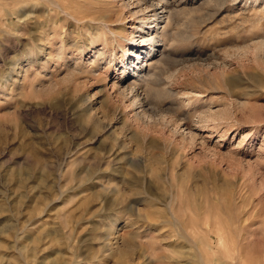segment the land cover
Instances as JSON below:
<instances>
[{
	"label": "rangeland",
	"instance_id": "rangeland-1",
	"mask_svg": "<svg viewBox=\"0 0 264 264\" xmlns=\"http://www.w3.org/2000/svg\"><path fill=\"white\" fill-rule=\"evenodd\" d=\"M199 262L264 264V0H0V264Z\"/></svg>",
	"mask_w": 264,
	"mask_h": 264
},
{
	"label": "bare ground",
	"instance_id": "bare-ground-1",
	"mask_svg": "<svg viewBox=\"0 0 264 264\" xmlns=\"http://www.w3.org/2000/svg\"><path fill=\"white\" fill-rule=\"evenodd\" d=\"M164 7L167 8L168 6L165 4ZM141 11H143V9ZM162 17H157L155 14H153L150 16L143 15V17L139 19V27L137 31L139 34L138 39H140V41L136 43V48L138 47V50L133 55V57L137 61L136 64L125 63L127 61L125 57H127L126 55H128L126 50L123 52V55H122L121 61H122L123 66H122V71H121V76H120L121 79L119 80H122V79L126 80L127 78L128 79L134 78L133 83L129 84L127 89H129L128 93L131 94L130 100L128 99V101H130L129 105H130L131 110H134V108L140 109L139 111L134 112L133 118L135 117V119L136 118L142 119V117L151 119L154 115V112L156 111L155 106L156 105L159 106L161 102L159 101L160 97L169 98L172 96V91L170 90V88H166V87L162 88L161 84L163 80H161L159 76L160 73L159 74L157 73V70H159L158 65L160 64L163 65L164 62L170 61V59H168L169 53L167 54V52H165V54H163L164 57H160V56L157 58L153 57L154 52H155L154 44L156 43L155 42L156 39H158V35H157V30L159 29L158 25L159 23H161L159 19ZM165 35H167V33L164 34L163 36L165 37ZM160 41L162 42L163 40H160ZM146 43L148 44L144 46L145 51H143V57H145V60H146V57H149V58H147L146 60L147 62L143 63V60H140V54H141L140 51L142 48H144L142 47V45ZM126 66H127V69H126ZM117 91H118V94L121 96V101L123 98L126 99L127 94L125 92V89H122V90L118 89ZM140 95L142 96L141 99H140ZM116 96H117V93H116ZM126 106L128 107V105ZM144 123L148 124V122H145V121Z\"/></svg>",
	"mask_w": 264,
	"mask_h": 264
}]
</instances>
